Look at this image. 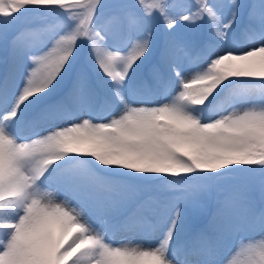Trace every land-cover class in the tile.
Listing matches in <instances>:
<instances>
[{
    "label": "snow or ice",
    "instance_id": "snow-or-ice-1",
    "mask_svg": "<svg viewBox=\"0 0 264 264\" xmlns=\"http://www.w3.org/2000/svg\"><path fill=\"white\" fill-rule=\"evenodd\" d=\"M0 45V264H264V0H0Z\"/></svg>",
    "mask_w": 264,
    "mask_h": 264
},
{
    "label": "rangeland",
    "instance_id": "rangeland-1",
    "mask_svg": "<svg viewBox=\"0 0 264 264\" xmlns=\"http://www.w3.org/2000/svg\"><path fill=\"white\" fill-rule=\"evenodd\" d=\"M74 11H77V12H82L83 11V9H74ZM30 21L29 20H25V21H22L21 22V25H20V27H25V26H27L28 25V23H29ZM4 56V50H3V47H2V45H0V73H3L5 70H6V66H5V64H4V62L2 61L3 60V57ZM193 62H195V60L193 61ZM30 134V130L29 129H25L23 132H22V135H24V136H27V135H29ZM62 198V197H61ZM122 231H123V233H122ZM116 232V231H115ZM115 232H113L112 233V238L114 237V241L117 239L118 241H126V240H135V239H141V237L139 236V235H135V236H132V234L131 233H129L128 231H125L124 232V230H120V233H119V235H117V237H116V235L114 234ZM118 232V231H117ZM122 235V236H121ZM131 236V237H129V236ZM120 236V237H119ZM131 238V239H130ZM258 236H257V238H256V241H254V242H258Z\"/></svg>",
    "mask_w": 264,
    "mask_h": 264
},
{
    "label": "bare ground",
    "instance_id": "bare-ground-1",
    "mask_svg": "<svg viewBox=\"0 0 264 264\" xmlns=\"http://www.w3.org/2000/svg\"><path fill=\"white\" fill-rule=\"evenodd\" d=\"M4 57V56H3ZM3 61V60H2ZM63 198V197H62ZM126 230H124V232H125ZM119 233H120V231H116L114 234L116 235V237H117V235H119ZM122 233H123V231H122ZM122 236V235H121ZM129 236V235H128ZM133 236V235H132ZM120 237V236H119ZM129 237H131V236H129ZM112 239H114V237L112 238ZM131 239V238H130ZM132 240V239H131ZM140 239H135V241H139ZM115 242L116 243H120V241H118L117 239L115 240Z\"/></svg>",
    "mask_w": 264,
    "mask_h": 264
}]
</instances>
